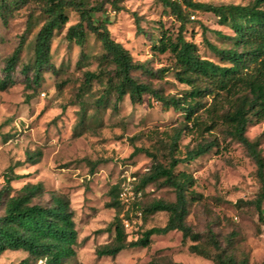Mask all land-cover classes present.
Here are the masks:
<instances>
[{
  "label": "rangeland",
  "instance_id": "1",
  "mask_svg": "<svg viewBox=\"0 0 264 264\" xmlns=\"http://www.w3.org/2000/svg\"><path fill=\"white\" fill-rule=\"evenodd\" d=\"M43 1L22 0L6 16V22L0 16V73L6 58L23 42L12 74L15 82L0 90V188L11 167L13 173L22 175L11 181V194L26 183L38 182L44 190L34 202L46 203L52 193L69 198L77 244L76 255L64 264H147L150 260L213 264L211 259L190 252L189 241L182 245L181 233L176 230L152 235L148 247L126 248L115 256L96 255L97 247L114 237L113 229L104 231L116 214V207L110 206L114 200L111 188L127 181V177L134 185L151 165L147 154L131 155L134 147L155 153L165 163L169 136L184 127V115L172 107L165 108L148 93L136 103L127 94L119 101L115 100L114 92L107 94L106 77L112 76L114 67L101 61L103 51L91 32L87 34L81 57L80 48L65 40L66 29L55 31L50 60L54 71L44 70L38 84L29 83L22 68L33 60L34 35L45 19ZM194 1L245 5L252 0ZM88 3L90 6L101 3L92 12L93 19L105 21L110 36L128 50L133 62L141 65L131 73L137 81L164 96H182L189 89L176 79L171 54L152 48L163 31L175 35L180 25L160 0H119L118 9L102 0ZM66 13L69 17L66 27L79 20V13L73 8L68 7ZM187 15L185 38L196 44L201 56L217 61L203 40L202 29L207 30L206 39L219 47L227 44L211 31L228 35L231 30L219 24L212 12L189 10ZM85 71H101L103 77L92 80L83 92L80 86ZM102 96L103 102H97ZM203 101L206 106L196 115L204 124H210L207 107L211 99ZM202 127L200 131L182 129L177 141L181 152L200 142L218 143L205 154L176 166V171L190 173L195 181L191 189L196 199L188 203L186 222L202 234L211 229L221 248L236 259L264 264V225L259 222L252 202L258 191L255 165L244 147L227 134L223 124L217 123L210 131ZM246 135L251 140L259 139L264 157V120L249 125ZM37 149L42 151L39 162L33 165L24 162L26 152ZM138 191L137 199L142 204L175 198L173 189L160 181ZM124 210L123 206L120 217ZM130 210L135 216L136 210L133 207ZM166 220L167 213L163 211L145 219L141 217L131 230L124 229L127 240L136 239L150 227H162ZM25 256L22 250H7L0 255V264H17Z\"/></svg>",
  "mask_w": 264,
  "mask_h": 264
},
{
  "label": "trees",
  "instance_id": "2",
  "mask_svg": "<svg viewBox=\"0 0 264 264\" xmlns=\"http://www.w3.org/2000/svg\"><path fill=\"white\" fill-rule=\"evenodd\" d=\"M102 1L109 2L111 7L118 9L119 0ZM160 1L180 25L175 35L163 31L152 48L159 53L171 54L176 79L189 87L182 96H164L132 76V71L141 65L133 62L128 50L110 36L105 21L93 19L92 12L99 9L101 3L90 6L88 0L43 1L42 12L45 19L34 35L33 60L30 65L22 68L23 74L29 83L38 84L42 80L44 70L54 71L50 60L55 31L65 28V40L80 48L81 57H84L83 46L87 34L91 32L103 51L101 61L109 62L114 67L112 76L106 77L107 94L114 92L116 101L127 94L131 102L136 103L142 101L144 93H148L165 108L172 107L184 115V127L169 136L165 163L145 148L134 147L131 153L135 155L143 152L151 158L147 172L134 182L135 189L141 190L149 183L160 181L173 189L175 197L173 201L156 199L148 204H142L137 199L132 204L133 210H140L143 219L156 212H166L165 224L162 227L145 229L136 239L127 240V233L119 216L123 209L118 199L121 183H117L111 188L114 200L110 203L111 207H116V214L113 222L104 229H113L114 237L110 242L97 247V256H115L126 248L148 247L152 235L176 230L181 233L182 245L189 241L190 252L211 259L213 264H249L247 259H236L232 254L226 253L211 229L202 234L194 231L186 222L188 203L196 199L191 189L195 181L190 173L176 171V166L205 154L218 143L215 140L200 142L181 152L177 141L182 129L200 131L203 126V130L210 131L217 123L223 124L227 134L244 147L255 165L258 191L252 202L259 222L264 225V157L259 139L251 140L246 135L249 125L264 120V0H252L245 5H212L194 0ZM20 2L22 0H0V16L5 22L6 16L17 8ZM68 7L79 13V20L66 27L69 22L66 13ZM189 10L212 12L217 16L219 24L231 30L232 33L228 35L219 30L211 31L216 38L227 44L219 47L206 39L207 30L205 27L202 29L203 40L217 57V61L201 56L196 44L185 38L183 31L189 20ZM22 44L21 40L5 60L0 73V90L7 89L15 82L12 74L19 60ZM102 74L101 71H85L81 90H88L92 80H101ZM204 98L211 99L207 107L210 124H204L196 115L206 106ZM104 99L102 96L97 102H103ZM41 157V149L27 151L24 162L33 165L39 162ZM21 176L13 173L12 168L8 167L4 174V184L0 188V255L7 250H22L26 252V256L17 264H64L76 255L77 230L70 200L63 194L52 193L46 203L34 202L33 199L40 196L44 190L38 182L26 183L15 194H11V181ZM203 237L206 238L205 241L202 240ZM147 264L184 263L150 260Z\"/></svg>",
  "mask_w": 264,
  "mask_h": 264
},
{
  "label": "built area",
  "instance_id": "3",
  "mask_svg": "<svg viewBox=\"0 0 264 264\" xmlns=\"http://www.w3.org/2000/svg\"><path fill=\"white\" fill-rule=\"evenodd\" d=\"M129 181L130 177H127V181H122L118 193V199L125 208L121 216V222L125 230H131L135 224L139 223L142 217L140 210L134 212L135 216H133L130 210L133 202L140 196V191L136 190L134 185L129 183Z\"/></svg>",
  "mask_w": 264,
  "mask_h": 264
}]
</instances>
